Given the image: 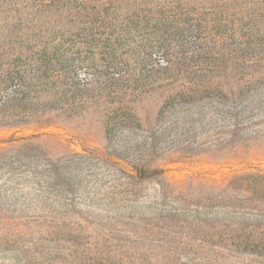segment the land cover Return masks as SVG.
<instances>
[{"label": "rangeland", "instance_id": "obj_1", "mask_svg": "<svg viewBox=\"0 0 264 264\" xmlns=\"http://www.w3.org/2000/svg\"><path fill=\"white\" fill-rule=\"evenodd\" d=\"M230 181L264 227V0H0V264H264L191 253Z\"/></svg>", "mask_w": 264, "mask_h": 264}, {"label": "trees", "instance_id": "obj_2", "mask_svg": "<svg viewBox=\"0 0 264 264\" xmlns=\"http://www.w3.org/2000/svg\"><path fill=\"white\" fill-rule=\"evenodd\" d=\"M250 191L249 187L244 188V185L236 184L235 181H230L224 187H212L210 203L216 200L217 205L206 203V211L221 212L225 219H217L213 222H205L200 219L196 226L198 231L205 232L208 240L199 244L191 245V253L198 256H264V227H254L247 224L235 223L233 216L237 214V209L234 205H230L231 194L237 190ZM255 191V189H252ZM236 198V197H235ZM233 198V199H235ZM223 199L229 201L225 203ZM236 198L235 200H237ZM196 208H201L198 204ZM217 207L216 209H213ZM209 214V213H208Z\"/></svg>", "mask_w": 264, "mask_h": 264}]
</instances>
